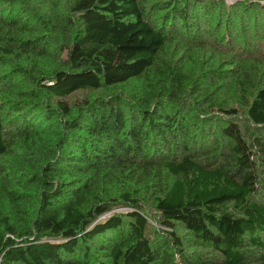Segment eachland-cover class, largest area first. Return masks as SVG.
Listing matches in <instances>:
<instances>
[{"label":"trees","instance_id":"obj_1","mask_svg":"<svg viewBox=\"0 0 264 264\" xmlns=\"http://www.w3.org/2000/svg\"><path fill=\"white\" fill-rule=\"evenodd\" d=\"M245 1L0 0V264H264Z\"/></svg>","mask_w":264,"mask_h":264},{"label":"rangeland","instance_id":"obj_2","mask_svg":"<svg viewBox=\"0 0 264 264\" xmlns=\"http://www.w3.org/2000/svg\"><path fill=\"white\" fill-rule=\"evenodd\" d=\"M199 2L201 0H198ZM226 6H231L237 0H223ZM250 1L246 0L245 2ZM195 2V0H189V3ZM258 3L264 5V0H259ZM40 12V11H39ZM252 12V11H251ZM250 12V13H251ZM199 14V12H198ZM201 14V13H200ZM216 12L214 17L208 16L206 23L213 24L216 19ZM193 22V21H192ZM263 23V22H262ZM254 19L238 22V26H241L242 32L240 38L235 42V45L230 53H221L216 55L218 59L229 60L230 56H236L240 62H245L251 69L257 65H264V24L257 25V30L253 27ZM228 37V36H227ZM189 42L188 40H185ZM213 54V53H212ZM256 67V68H257ZM227 85L223 87L218 95L219 99H227V97L235 96V87L229 80L226 81Z\"/></svg>","mask_w":264,"mask_h":264}]
</instances>
